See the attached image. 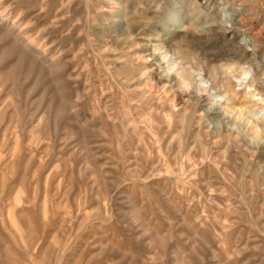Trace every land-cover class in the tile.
<instances>
[{
    "label": "rangeland",
    "instance_id": "1",
    "mask_svg": "<svg viewBox=\"0 0 264 264\" xmlns=\"http://www.w3.org/2000/svg\"><path fill=\"white\" fill-rule=\"evenodd\" d=\"M2 1L0 264H264V0Z\"/></svg>",
    "mask_w": 264,
    "mask_h": 264
},
{
    "label": "bare ground",
    "instance_id": "2",
    "mask_svg": "<svg viewBox=\"0 0 264 264\" xmlns=\"http://www.w3.org/2000/svg\"><path fill=\"white\" fill-rule=\"evenodd\" d=\"M3 1L2 0H0V4L2 3ZM11 8L9 7V6H7V7H3V6H0V22H5V19H6V17H8L9 16V14H10V12H11V10H10ZM170 14V13H169ZM174 16V15H173ZM16 24V22H14L13 21V23H12V26H11V29H13L14 31H16L17 30V27L16 26H14ZM175 26H176V24H175ZM24 30L25 29H23L22 31H21V34H23L24 33ZM219 35V34H218ZM37 38H38V36L36 37V38H34L33 39V37H32V40H30V44L32 45V44H34L35 43V41L37 40ZM216 38L217 39H219V37L217 36V33H216ZM215 38V39H216ZM168 41V40H167ZM167 41H165L164 42V44L162 45V48L163 49H169V48H171L172 46H173V44L171 43V41L169 40L168 42ZM242 41H243V47H244V49L246 50V48H248V47H252L254 44H255V40L253 39V37H247V36H245L243 39H242ZM44 44V45H43ZM45 45H46V41L44 40V42L42 43V44H40L39 45V47L38 48H44L45 47ZM230 45V43H228L227 45H224L225 46V50H222L221 51V53H220V55L218 56V57H220V60L222 61V60H226V61H228V60H234V58H237V61H238V63H242V62H244V63H247V61H248V59H246V57H244V56H242L241 55V52L239 51V50H234V49H232V48H227L226 46H229ZM40 50V49H39ZM49 50V48H44V51H43V53L42 54H46V52ZM165 57H167V56H165ZM253 58V57H252ZM249 62V61H248ZM252 64H253V62L255 63V64H257V65H263L264 64V60L263 59H260V58H258V56L257 57H254V59H252L251 61H250ZM249 62V63H250ZM253 66H254V64H253ZM212 68H214V67H212ZM225 70V69H224ZM211 71V70H210ZM212 72H214V70L212 71ZM214 74H215V72H214ZM214 76H218L217 74H215ZM262 76V78H261V82H259L258 84V87L254 84V86H256L257 88H256V90H257V92H258V98L257 97H255V101L257 102H259V104H261L263 107H264V96L262 95V93H263V91H264V72H263V74L261 75ZM215 78H217V77H215ZM219 79V78H218ZM256 80H254L253 79V81H251L252 83H254ZM222 82H223V80H221V84H222ZM220 83V82H219ZM225 83V82H224ZM223 83V84H224ZM230 82L228 81V83L227 84H229ZM167 84V83H166ZM165 84V85H166ZM164 85V86H165ZM166 87H168V86H166ZM223 87H227V88H229V85H226V86H224L223 85ZM222 87V88H223ZM250 87H253V84L250 86ZM225 88H224V90H225ZM226 88V89H227ZM233 88V87H232ZM165 89V88H164ZM234 89V88H233ZM166 90V89H165ZM222 90V89H221ZM229 90V89H228ZM227 90V91H228ZM168 91V90H167ZM226 91V92H227ZM232 91V90H231ZM229 92V91H228ZM169 93V92H168ZM228 94V93H227ZM255 93H252V95H251V93H250V95H251V97H254V96H256V95H254ZM169 94H167L166 95V97L168 96ZM234 95V94H233ZM249 95V96H250ZM248 96V97H249ZM231 97V96H230ZM232 99V98H231ZM230 99V100H231ZM230 100H228L229 102H231ZM257 102V103H258ZM235 105V104H234ZM258 105V104H257ZM243 106H245V105H243ZM175 108V107H174ZM246 108V107H245ZM237 110V109H236ZM243 110H244V107H243ZM247 110V109H246ZM238 111H239V109H238ZM241 112H242V110H241ZM244 112V111H243ZM235 114H236V111H235ZM237 115H238V117H239V113H237ZM240 115H241V113H240ZM242 115H245V114H243L242 113ZM240 118H242V117H240ZM250 119H251V117H250ZM253 123V122H252ZM254 125H255V123H254ZM253 125V126H254ZM252 128V127H251ZM256 128V126H254V129ZM253 129V130H254ZM216 131H219V133H220V129H215ZM252 130V131H253ZM258 131H259V129H257ZM255 131V130H254ZM258 131L256 132H253L254 133V135L257 133V136L258 135H260V134H262L261 133V131H259V133H258ZM264 131V130H263ZM252 133V132H251ZM219 135V134H218ZM254 135H252L253 137H254ZM256 136V135H255Z\"/></svg>",
    "mask_w": 264,
    "mask_h": 264
}]
</instances>
